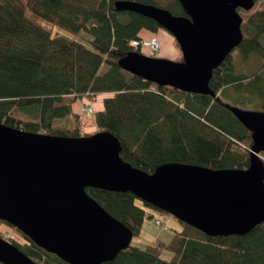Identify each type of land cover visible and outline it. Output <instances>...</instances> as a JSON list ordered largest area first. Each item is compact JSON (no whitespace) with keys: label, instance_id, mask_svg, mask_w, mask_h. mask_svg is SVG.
<instances>
[{"label":"trees","instance_id":"1","mask_svg":"<svg viewBox=\"0 0 264 264\" xmlns=\"http://www.w3.org/2000/svg\"><path fill=\"white\" fill-rule=\"evenodd\" d=\"M117 1L121 0H0V122L32 133L91 135L94 132L81 131L80 105H89L85 97L103 95L95 132L115 135L122 158L132 166L146 172L164 163L249 168L252 132L225 104L233 106L230 101L236 98L243 103L257 100L264 111V6L239 9L243 40L214 70L212 96L160 86L122 68L121 59L132 51L142 52L131 41L161 26L139 13L117 10ZM137 1L190 17L180 0ZM259 1L264 3L255 4ZM50 24L73 33L89 32L94 48L62 33L53 35ZM175 44L180 49L176 39ZM253 55L260 65H252L249 73L238 71L236 60L247 64ZM177 61H183V55ZM69 118L71 125L66 123ZM86 190L134 236L140 235L146 218L153 217L146 207L156 208L132 192ZM180 222L184 227L170 241L156 240L145 248L131 242L103 264H264V222L245 235L229 236H208ZM5 223L29 243L15 239V233L7 237L0 230V236L38 264H69L0 220V225ZM165 249L173 252L170 260L161 255Z\"/></svg>","mask_w":264,"mask_h":264},{"label":"water","instance_id":"2","mask_svg":"<svg viewBox=\"0 0 264 264\" xmlns=\"http://www.w3.org/2000/svg\"><path fill=\"white\" fill-rule=\"evenodd\" d=\"M190 17L137 0L115 3L155 20L180 45L183 61L132 51L121 67L160 86L216 96L214 70L243 40L240 8L255 0H180ZM252 132L247 169L164 163L153 172L121 156L108 131L80 137L40 134L0 122V220L69 264H103L127 249L134 234L88 187L132 192L208 236L245 235L264 222V111L225 104ZM0 262L38 264L0 236Z\"/></svg>","mask_w":264,"mask_h":264},{"label":"rangeland","instance_id":"3","mask_svg":"<svg viewBox=\"0 0 264 264\" xmlns=\"http://www.w3.org/2000/svg\"><path fill=\"white\" fill-rule=\"evenodd\" d=\"M164 1V0H162ZM264 3L257 2L255 4V8H263ZM242 14L243 12L240 11ZM48 25V24H47ZM50 28H52L53 35L57 33H62L70 38H73L75 40H78L87 46L94 48L92 44V37L89 32L85 30H81L78 33H73L66 28L56 25V24H50ZM142 38H152L157 37L160 43V47L158 50H153L149 47H142L141 51L147 56L150 57H157V58H166L170 60H178L182 54L181 49H179L175 44L174 36L166 29L160 28L158 31H151V30H144L141 32ZM234 57L237 56L236 52L233 53ZM260 59L256 57L255 55L252 56L251 60L247 64H242L236 60V66L238 68V71H243L245 73H249L251 66H257L260 65ZM70 98L67 97L66 100H69ZM104 96L100 95L97 96L94 100H89L85 97L84 101L91 105L94 109V113H82L81 112V120H82V127L81 131L82 133H95L97 131L96 126V112L104 108ZM233 106L240 107L242 109L246 110H254V111H261L262 106L260 103H258L257 100H250L247 101V103H243L238 101V99H233L230 101ZM78 104V103H77ZM80 104V103H79ZM76 109H78V106H75ZM68 125H71L72 119L69 118L66 122ZM87 136V135H86ZM147 212L151 213L153 215L152 218L147 217L144 223V226L141 230L140 235L134 236L132 240V245L139 246L142 248H145L148 244L154 243L156 240H164V241H170L173 237L176 230H181L184 226L183 224L172 214L168 212L160 211L156 208L152 207H146ZM155 219H160L162 222V225H157L155 222ZM0 230L4 233L7 237H13V232L9 227L4 226V224L0 225ZM20 237H16L15 239H19ZM6 240H9L7 238ZM162 257L170 260L173 256V252L170 250H163L161 253Z\"/></svg>","mask_w":264,"mask_h":264},{"label":"built area","instance_id":"4","mask_svg":"<svg viewBox=\"0 0 264 264\" xmlns=\"http://www.w3.org/2000/svg\"><path fill=\"white\" fill-rule=\"evenodd\" d=\"M131 45L134 48L149 47L155 51L158 50L160 47V43L157 37H152L149 39L140 38L138 40H133L131 41ZM80 110L82 113H94V109L91 105L81 104ZM259 156L264 161V155L259 154ZM155 222L157 225H162V222L160 219H156Z\"/></svg>","mask_w":264,"mask_h":264},{"label":"flooded vegetation","instance_id":"5","mask_svg":"<svg viewBox=\"0 0 264 264\" xmlns=\"http://www.w3.org/2000/svg\"><path fill=\"white\" fill-rule=\"evenodd\" d=\"M4 226L9 227V228L12 230V232L16 234V232H14V229H13L12 227H10L9 225H7L6 223L4 224ZM16 235H17V234H16ZM17 236H18V235H17ZM26 236H27V235H26ZM15 238H16V236H15ZM20 238H21V240L18 239L19 241H23V242H25V243H29V240H28V239H25L24 237H20Z\"/></svg>","mask_w":264,"mask_h":264}]
</instances>
